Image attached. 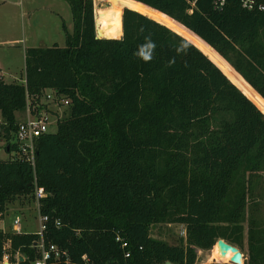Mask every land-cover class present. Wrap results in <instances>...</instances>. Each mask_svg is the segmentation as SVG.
Masks as SVG:
<instances>
[{
    "label": "trees",
    "instance_id": "trees-1",
    "mask_svg": "<svg viewBox=\"0 0 264 264\" xmlns=\"http://www.w3.org/2000/svg\"><path fill=\"white\" fill-rule=\"evenodd\" d=\"M65 1V47L26 49L24 81L0 78L9 152L27 106L50 114L51 92L67 113L36 141L34 169L0 160V219L36 184L44 239L70 264H195L218 239L242 252L245 227L244 264H264V13L241 0ZM103 1L128 8L120 39L97 38ZM162 224L185 238L153 239ZM36 239L0 230V258L9 243L11 260L34 261Z\"/></svg>",
    "mask_w": 264,
    "mask_h": 264
},
{
    "label": "rangeland",
    "instance_id": "rangeland-1",
    "mask_svg": "<svg viewBox=\"0 0 264 264\" xmlns=\"http://www.w3.org/2000/svg\"><path fill=\"white\" fill-rule=\"evenodd\" d=\"M124 9L126 8L120 10L116 5L106 1L94 3L95 29L100 38L117 39L121 36L116 28V20L117 15ZM72 28V14L65 0H0V76L7 83L21 82L24 78L25 50L53 46L63 48L66 44V31L71 33ZM49 109L53 122L50 131L55 132L58 118L67 115L66 107L51 103ZM17 118L21 121L24 115L18 114ZM2 131L0 128V160H8L14 152L6 151L7 141ZM14 217L20 219L24 233L38 232L37 211L30 198L19 199L9 204L0 219V228L10 231ZM183 230L184 227L181 225H155L151 228L150 236L173 244L178 242L180 237H184ZM246 237L245 227L243 256L247 254ZM211 250H198L195 264H232L230 261L213 259Z\"/></svg>",
    "mask_w": 264,
    "mask_h": 264
},
{
    "label": "built area",
    "instance_id": "built-area-1",
    "mask_svg": "<svg viewBox=\"0 0 264 264\" xmlns=\"http://www.w3.org/2000/svg\"><path fill=\"white\" fill-rule=\"evenodd\" d=\"M242 7L249 11H257L264 13V0H241ZM46 104L54 103L55 96L53 93L48 92L45 96ZM67 105V102H63ZM55 104V103H54ZM51 114L47 112H34L32 107L27 106L24 112V118L18 123L17 129L13 138L12 144L15 146V152L12 156L22 162H26L34 169L35 168V146L36 141L42 135L51 133L50 126L53 123ZM45 197V192L42 188H39L35 184L34 192L32 195V201L35 205L38 217V232L35 234L37 239L33 243V248L36 251L37 258L28 264H70L69 253L52 243H47L44 239V233L46 232V225L48 223V217L40 214L39 201ZM56 227H60V223L56 221ZM12 232L15 234H22L21 221L18 217H14L12 223ZM183 236L185 238V230H183ZM116 241L120 244L122 249L127 248V243L120 237L116 238ZM9 243H5L3 246V254L0 258V264H21L25 262V258L16 254L14 259L11 260L9 254ZM125 257H129V252L125 253ZM22 259V261H20ZM86 259L85 256L82 257Z\"/></svg>",
    "mask_w": 264,
    "mask_h": 264
},
{
    "label": "water",
    "instance_id": "water-1",
    "mask_svg": "<svg viewBox=\"0 0 264 264\" xmlns=\"http://www.w3.org/2000/svg\"><path fill=\"white\" fill-rule=\"evenodd\" d=\"M127 9V8H126ZM130 10V9H129ZM133 11V10H132ZM180 25V24H179ZM190 32V31H189ZM191 33V32H190ZM194 35V34H193ZM195 36V35H194ZM97 37V34H96ZM197 37V36H196ZM98 39H102L97 37ZM198 38V37H197ZM199 39V38H198ZM201 40V39H200ZM202 41V40H201ZM203 42V41H202ZM218 248L219 254L221 257H225L227 253H232V256L230 257V262L232 264H243L244 258L243 253L235 246L227 243L226 241L222 239H218L215 244ZM22 261V259H20ZM165 264H172L171 262H166Z\"/></svg>",
    "mask_w": 264,
    "mask_h": 264
},
{
    "label": "bare ground",
    "instance_id": "bare-ground-1",
    "mask_svg": "<svg viewBox=\"0 0 264 264\" xmlns=\"http://www.w3.org/2000/svg\"><path fill=\"white\" fill-rule=\"evenodd\" d=\"M212 258L213 259H217V261L219 260H224V261H230V257L232 256V253H227L225 255V257H221L220 254H219V251H218V248L217 246H215L212 250Z\"/></svg>",
    "mask_w": 264,
    "mask_h": 264
},
{
    "label": "crops",
    "instance_id": "crops-1",
    "mask_svg": "<svg viewBox=\"0 0 264 264\" xmlns=\"http://www.w3.org/2000/svg\"><path fill=\"white\" fill-rule=\"evenodd\" d=\"M121 36H122V34H121ZM121 36L119 37V38H117V39H120L121 38ZM0 78H2L3 79V77L2 76H0ZM4 80V79H3ZM5 81V80H4ZM14 81H16V80H14ZM22 81H24V78L22 79ZM6 82V81H5ZM13 82V81H12ZM7 148V152H9V148L8 147H6ZM12 226V225H11ZM11 228V230L10 231H12V227H10ZM0 230H2L3 232H8L7 230H3V229H1L0 228ZM21 230H22V225H21ZM22 233H24L23 231H22ZM27 234V233H26Z\"/></svg>",
    "mask_w": 264,
    "mask_h": 264
},
{
    "label": "clouds",
    "instance_id": "clouds-1",
    "mask_svg": "<svg viewBox=\"0 0 264 264\" xmlns=\"http://www.w3.org/2000/svg\"><path fill=\"white\" fill-rule=\"evenodd\" d=\"M146 47H148V48H153L154 45L151 44V43H149ZM141 54L143 55V52H141ZM144 58H145V59H149L150 57H149V56H144Z\"/></svg>",
    "mask_w": 264,
    "mask_h": 264
}]
</instances>
